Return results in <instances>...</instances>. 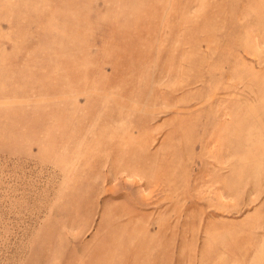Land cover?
Wrapping results in <instances>:
<instances>
[{
    "label": "rangeland",
    "instance_id": "obj_1",
    "mask_svg": "<svg viewBox=\"0 0 264 264\" xmlns=\"http://www.w3.org/2000/svg\"><path fill=\"white\" fill-rule=\"evenodd\" d=\"M0 264H264V0H0Z\"/></svg>",
    "mask_w": 264,
    "mask_h": 264
}]
</instances>
